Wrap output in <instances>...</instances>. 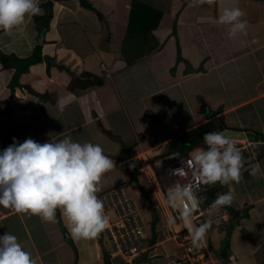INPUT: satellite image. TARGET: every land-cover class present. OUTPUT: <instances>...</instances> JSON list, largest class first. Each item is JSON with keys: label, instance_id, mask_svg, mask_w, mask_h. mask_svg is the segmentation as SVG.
I'll return each mask as SVG.
<instances>
[{"label": "crops", "instance_id": "1", "mask_svg": "<svg viewBox=\"0 0 264 264\" xmlns=\"http://www.w3.org/2000/svg\"><path fill=\"white\" fill-rule=\"evenodd\" d=\"M133 1L149 8L151 17L135 21L146 44L131 38L125 59L135 58L128 64L121 54ZM85 2L54 1L41 44L34 15L11 30L0 29L5 57L12 53L24 59L41 47V62L29 65L11 87L17 70L0 62V148L13 137L44 142L67 135L97 143L115 162L103 174L97 196L123 188L149 221V186L139 174L138 184L132 182L127 165L143 152L169 151L173 138L162 126L178 139L221 119L226 130L264 137V0ZM225 6L244 11L245 33L229 38L227 26L214 22ZM42 14L41 8L37 16ZM147 47H152L149 53ZM83 75L101 83L89 78L73 84L86 79ZM60 96L68 101L62 111L56 106ZM243 150L260 169L253 175L251 165L242 168L240 180L231 184L234 199L224 205L230 218L207 230L213 264H264V144ZM220 186V193L229 191V185ZM67 223L59 210L52 222L0 206V234H15L37 264H104L96 237L74 240ZM162 243L158 255L183 257L176 246ZM112 263L125 264L118 257Z\"/></svg>", "mask_w": 264, "mask_h": 264}, {"label": "clouds", "instance_id": "2", "mask_svg": "<svg viewBox=\"0 0 264 264\" xmlns=\"http://www.w3.org/2000/svg\"><path fill=\"white\" fill-rule=\"evenodd\" d=\"M40 12V0H0V29L11 30L27 16ZM244 16L240 7L225 6L214 22L226 25L227 36L235 38L247 31L248 21ZM67 102L66 97L60 96L56 106L62 111ZM203 141L206 147L196 148L190 155V181L174 182L165 193V203L178 213L167 217V223L182 221L191 244L197 248L204 242L210 225L208 221L193 223V212L205 196L194 193L192 187L197 182L229 185V191L218 193L212 203L230 204L234 199L231 184L240 180L245 163L241 149L224 130L205 132ZM114 167L113 158L104 153L101 145L91 141L80 142L67 135L44 142L32 137L17 141L13 137L12 143L0 148V206L52 222L59 210L67 218V234L72 239L96 237L109 223L103 201L97 196L99 182ZM259 169L256 163L251 165L250 172L255 175ZM170 170L172 175L185 176V161L181 158V166ZM150 199L153 200L151 195ZM209 259L212 260L211 254ZM0 264L37 262L17 236L6 231L0 234Z\"/></svg>", "mask_w": 264, "mask_h": 264}, {"label": "built area", "instance_id": "3", "mask_svg": "<svg viewBox=\"0 0 264 264\" xmlns=\"http://www.w3.org/2000/svg\"><path fill=\"white\" fill-rule=\"evenodd\" d=\"M190 155L146 151L136 157L138 174L147 181L149 194L163 219L162 237L165 242L174 243L183 252L182 258L166 257L164 261H157L156 264H213L209 259V247L205 238L197 248L191 244L182 221L177 219L172 225L167 223V217L178 216V213L165 203L166 190L174 182L190 181ZM181 158L185 161L186 175H172L170 169L181 166ZM211 186L197 182L192 191L197 195H203ZM98 197L103 201L104 212L109 219V223L100 234L106 239L112 254L120 257L125 264H137L138 260H141L138 264H154L147 256L156 250L158 245L151 246L147 243L149 237L137 202L130 198L123 188L113 189ZM229 218L230 213L223 205L217 206L213 203L207 206L200 203L192 215L193 223L208 221L209 228L221 227Z\"/></svg>", "mask_w": 264, "mask_h": 264}, {"label": "trees", "instance_id": "4", "mask_svg": "<svg viewBox=\"0 0 264 264\" xmlns=\"http://www.w3.org/2000/svg\"><path fill=\"white\" fill-rule=\"evenodd\" d=\"M54 1H58V0H42V2H40V8H42L43 14L37 16L34 15V18L37 22V29L38 31L41 30L42 26H43V22L46 19L51 18L52 16V7H53V2ZM80 3L85 4V6H87V3L85 2V0H79ZM91 7V6H90ZM92 8V7H91ZM132 16H131V22L129 25V29H128V34L126 39H124L123 41V46H122V54L121 57L124 56V60H126V62L129 64L130 62H128V60H133L135 57H129L125 59V51L126 48H128L129 45H131V38L133 39H137L138 42L140 40V43L143 41L142 38V34L143 32L139 29H137V22L135 25V21L138 18H150V11L149 8H147L146 6L142 5L139 2L133 1V5H132ZM48 12V15L45 17L46 13ZM156 42V41H155ZM143 43L146 44L145 41H143ZM157 43V42H156ZM153 48H155V44ZM158 44V43H157ZM152 47H147L148 53L151 51ZM145 53V52H143ZM145 54H143L144 56ZM140 57V56H138ZM7 58V67H14L17 70V75H16V71L15 74L13 75L11 81H10V87L12 86V84L14 83V81H17V76L24 72L27 67L29 65H33V64H37L41 62V47L40 46H36L31 55L27 58L21 59L18 58L15 54H9L6 56ZM4 66V65H3ZM83 77H85L86 79H74L73 80V84L75 83H81L84 82V80H90L89 82H92V80L96 81V78L94 76L91 75H83ZM90 78V79H89ZM97 83H101L100 79L96 81ZM219 125H223L225 127V124L223 122V120L219 119L216 121H211L206 125H203L187 134H185L184 136L180 137V138H176V139H170L171 143L169 144L168 148L169 151L167 152L168 155L171 154H176V153H180L182 155L187 156L192 150H194V148L198 147V146H203L206 147V145L204 144L203 141V134L207 131H216L217 127ZM4 145L3 142L0 143V146ZM242 154L245 158V163H244V167H248L250 166L253 162L254 159H252L251 157L248 156L247 152L245 150H241ZM127 168L130 171L131 174V180L134 183L138 184V172L137 169L138 168V164L136 161L134 162H130L127 165ZM145 180V179H144ZM146 181V180H145ZM147 183V181H146ZM148 184V183H147ZM216 184V183H215ZM215 184H211L210 188H208V190L203 194V196H205V199L201 202V204L203 206H207L208 204L212 203V201L215 199L216 195L218 193H220L221 191V184L219 183V185H215ZM207 186V185H206ZM141 187V186H140ZM142 188V187H141ZM143 189V188H142ZM145 190V189H144ZM145 193H147V191H145ZM146 203L148 204V208H149V212L150 214V220L147 221L148 222V229H147V234L148 236L150 235V233L152 234L151 238H148L147 243L151 246L154 245H158L161 242H163V237L161 234V231L163 229V219L160 215V213L156 210L155 208V203L152 199H150V195L149 197L146 195ZM96 242H97V248H98V254L100 257V261L103 262L104 264H113L112 263V258L114 257V255L112 254V252L110 251V247L106 241V239H104L102 237V235L99 233L96 236ZM147 259L149 261H151L152 263L156 264L157 261H164L166 259V256H160L157 254V251L154 250L152 252H150V254L147 256Z\"/></svg>", "mask_w": 264, "mask_h": 264}, {"label": "water", "instance_id": "5", "mask_svg": "<svg viewBox=\"0 0 264 264\" xmlns=\"http://www.w3.org/2000/svg\"><path fill=\"white\" fill-rule=\"evenodd\" d=\"M47 27V20H44L43 26L39 32V37H38V44H41L43 42V35ZM180 57V55H179ZM0 62L3 65H7V58L5 55L0 51ZM203 113L207 115V117H211L212 114L209 112L208 107L204 105V110ZM224 130L225 135L229 136L232 138L234 141L237 142H246L248 144H264V137H261L259 135L253 134V133H244V132H238V131H231V130H226L223 125H219L217 127L216 131L219 130ZM65 237L67 238V235L64 233ZM141 260H138L137 263H139Z\"/></svg>", "mask_w": 264, "mask_h": 264}, {"label": "rangeland", "instance_id": "6", "mask_svg": "<svg viewBox=\"0 0 264 264\" xmlns=\"http://www.w3.org/2000/svg\"><path fill=\"white\" fill-rule=\"evenodd\" d=\"M159 124V123H158ZM162 129L164 130V132L169 135V138H174V135L172 133V129H168L166 126H162ZM235 144L241 149L243 150L244 147H246V145H248V143H245V142H237V141H234ZM142 218H143V221L145 223V226H146V233H147V229H148V222L146 221V219L143 217L142 215ZM148 236V234H147ZM149 238L152 237V234L150 233V235L148 236ZM170 242H168L167 244H169ZM164 244L161 242V245ZM170 244H173L174 246H176L174 243H170ZM177 247V246H176ZM157 249V248H156ZM208 254H209V251H208ZM210 255V254H209ZM171 256V255H170Z\"/></svg>", "mask_w": 264, "mask_h": 264}]
</instances>
